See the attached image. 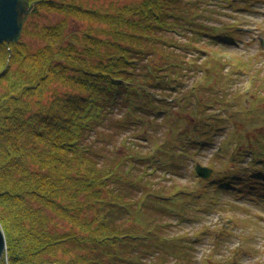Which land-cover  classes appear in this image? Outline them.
Returning <instances> with one entry per match:
<instances>
[{
  "label": "trees",
  "instance_id": "obj_1",
  "mask_svg": "<svg viewBox=\"0 0 264 264\" xmlns=\"http://www.w3.org/2000/svg\"><path fill=\"white\" fill-rule=\"evenodd\" d=\"M100 1L43 0L37 12L49 5L56 22L25 24L18 42L0 44V225L7 239L2 264L193 260L195 242L183 248L167 235L171 209L178 206L174 187L148 176L156 165L180 173L171 164L178 151L175 142L184 139L180 126L187 122L185 114L196 123L209 117V124H199L198 130L188 124L185 133L194 131L198 138L209 134L217 119L211 116L213 105L226 104L217 91L224 62L217 54L207 60L211 74L204 89L184 92L180 115L168 101L182 86L172 83L200 69L187 58L202 34L221 27L198 25L194 0ZM178 35L186 40H176ZM37 42L46 47L36 48ZM166 44L180 51L166 50ZM158 54L163 56L160 65L148 64ZM189 63H195L194 70ZM237 64L249 68L245 60L237 58ZM163 71L166 77L160 78ZM254 85L259 88L254 81L248 93ZM163 115L171 122L165 142L158 149L152 144L154 152L145 151V141L157 140ZM211 168L213 178H198V186L209 190L220 181V192L229 191L231 183L241 190L237 179L243 169L231 166L223 172L225 180H219V170ZM191 193L182 189L176 195L190 198Z\"/></svg>",
  "mask_w": 264,
  "mask_h": 264
},
{
  "label": "rangeland",
  "instance_id": "obj_2",
  "mask_svg": "<svg viewBox=\"0 0 264 264\" xmlns=\"http://www.w3.org/2000/svg\"><path fill=\"white\" fill-rule=\"evenodd\" d=\"M41 2L40 0L38 4L39 11ZM88 2L90 5L101 4L100 0ZM194 2L197 3L194 8L199 6V9L192 12L193 18L199 21L198 25L207 28L218 25L221 28L215 34H202L200 44L190 51L187 58L189 62L197 61L201 65L200 69L196 71L195 63H189L191 70H195L186 79L172 83L182 86H178L174 96H170L168 101L174 105V114L180 115L183 111L181 102L184 100V92H189L194 86L204 89L205 80L211 74V65L207 60L217 54L216 59H220L219 56L224 59L219 76L221 83L217 91L227 98L226 104L213 105L211 116L217 119L213 118L215 121L212 122L209 134L204 133L198 138L193 136L194 131L190 132L191 135L185 133L189 130L188 124L193 122L194 128L198 130L199 124H209V117H202L196 123L190 119L189 114H185L187 122L180 126L184 139L175 142L178 151L171 164V167L179 168L180 173L173 175L168 172L170 166L160 170L162 168L156 165L155 173L148 177L156 183L174 187L171 194L178 200V206L171 209L172 217L168 220L172 228L167 235L175 236V243L183 248L184 243L195 242L191 264H264V0ZM51 9L47 5L39 13L38 10L32 12L25 24L39 26L43 22H56L57 14ZM177 39L184 41L186 37L178 35ZM39 45L46 47L41 42L36 48H40ZM163 48L180 51L171 44L163 45ZM212 51L215 53L212 54ZM57 57L60 59V55ZM162 57L161 54L156 58L149 57L148 64L159 66ZM237 58L248 62L249 68L239 66ZM17 67L19 68L18 62L15 63V68ZM165 73L159 72L160 78ZM254 81L259 88L254 85V89H250L248 93L247 89L252 87ZM51 88L53 87H48L50 93L54 90ZM158 92L155 94L158 95V100H162L163 96ZM29 99L31 98L28 101ZM253 99L256 101L252 102ZM117 114L120 116V113ZM164 118L163 115L158 120L162 126L158 127L157 140L145 141V151L154 152L151 150L152 144L157 145L158 149L165 142L171 122ZM221 147H224V151L218 153H222V158L217 159L219 154L216 151ZM234 156L237 158L234 159ZM197 164L208 167L213 164L215 170L218 169L221 174L217 178L219 180H225L223 172L230 170L231 166L238 171L243 169L237 179L241 182V190L236 183H231L230 192H220L217 189L220 181H216L212 189H203L197 184L198 178L203 179L196 173ZM213 173L214 170L207 181L213 178ZM232 175L229 177H233ZM185 186H190V189ZM182 189L193 191L191 197L176 195ZM178 238L183 242L180 243Z\"/></svg>",
  "mask_w": 264,
  "mask_h": 264
},
{
  "label": "water",
  "instance_id": "obj_3",
  "mask_svg": "<svg viewBox=\"0 0 264 264\" xmlns=\"http://www.w3.org/2000/svg\"><path fill=\"white\" fill-rule=\"evenodd\" d=\"M42 1V0H41ZM40 0H0V44L18 42L24 30L28 16L38 10ZM212 169L197 164L196 173L203 179L211 177ZM7 251V239L0 225V264Z\"/></svg>",
  "mask_w": 264,
  "mask_h": 264
}]
</instances>
